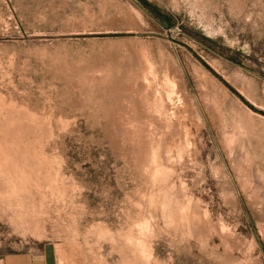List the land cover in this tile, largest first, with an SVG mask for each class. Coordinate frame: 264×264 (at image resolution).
I'll return each instance as SVG.
<instances>
[{"label": "rangeland", "instance_id": "1", "mask_svg": "<svg viewBox=\"0 0 264 264\" xmlns=\"http://www.w3.org/2000/svg\"><path fill=\"white\" fill-rule=\"evenodd\" d=\"M264 264V0H0V264Z\"/></svg>", "mask_w": 264, "mask_h": 264}, {"label": "crops", "instance_id": "2", "mask_svg": "<svg viewBox=\"0 0 264 264\" xmlns=\"http://www.w3.org/2000/svg\"><path fill=\"white\" fill-rule=\"evenodd\" d=\"M4 264H58V262L46 253H36L33 250H28L7 256Z\"/></svg>", "mask_w": 264, "mask_h": 264}]
</instances>
